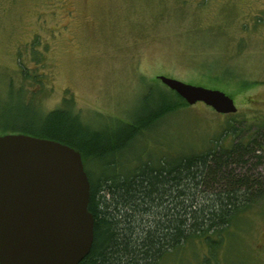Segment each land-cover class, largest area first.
I'll return each instance as SVG.
<instances>
[{"label": "rangeland", "instance_id": "1", "mask_svg": "<svg viewBox=\"0 0 264 264\" xmlns=\"http://www.w3.org/2000/svg\"><path fill=\"white\" fill-rule=\"evenodd\" d=\"M18 60L41 85L23 80ZM158 75L223 91L237 110L186 105ZM159 92L177 109L120 150L122 160L202 151L233 131L251 136L264 120V0H0L1 110L69 107L82 126L111 135ZM254 167L264 180V156ZM243 218L216 248L194 239L159 264H264V200Z\"/></svg>", "mask_w": 264, "mask_h": 264}, {"label": "trees", "instance_id": "2", "mask_svg": "<svg viewBox=\"0 0 264 264\" xmlns=\"http://www.w3.org/2000/svg\"><path fill=\"white\" fill-rule=\"evenodd\" d=\"M36 43L31 57L38 63ZM18 66L23 80L42 84L41 74L28 70L22 60ZM177 105L159 92L158 100L146 105L138 120L111 135L82 126L69 107L45 114L30 102L18 112L0 109V135L50 139L81 153L90 187L93 241L79 264H159L194 239L202 240L210 251L236 221L264 200V180L254 171L264 156V120L251 136L232 129L228 143L219 137L202 151L155 158L143 151L125 161L120 158V150L142 138L138 135Z\"/></svg>", "mask_w": 264, "mask_h": 264}, {"label": "water", "instance_id": "3", "mask_svg": "<svg viewBox=\"0 0 264 264\" xmlns=\"http://www.w3.org/2000/svg\"><path fill=\"white\" fill-rule=\"evenodd\" d=\"M187 105L236 112L218 89L158 75ZM89 182L80 152L58 141L0 135V264H79L93 241Z\"/></svg>", "mask_w": 264, "mask_h": 264}]
</instances>
